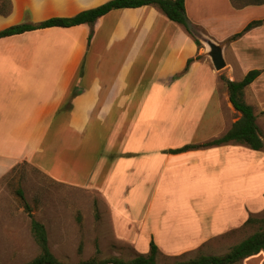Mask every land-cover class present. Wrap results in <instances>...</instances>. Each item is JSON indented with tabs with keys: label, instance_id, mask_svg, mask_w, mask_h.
I'll use <instances>...</instances> for the list:
<instances>
[{
	"label": "crops",
	"instance_id": "obj_1",
	"mask_svg": "<svg viewBox=\"0 0 264 264\" xmlns=\"http://www.w3.org/2000/svg\"><path fill=\"white\" fill-rule=\"evenodd\" d=\"M11 1L12 13L0 15V31L18 22L73 17L111 0ZM192 2L186 0V12L195 32L226 44L228 66L224 74L215 71L204 46L199 48L183 26L153 7L113 11L94 26L54 28L0 40V181L19 162L27 161L60 185L91 189L110 212L119 208L128 212L130 207L135 210L144 203L155 206L159 195L187 188L217 196L218 205L238 206L232 220L220 222L211 214L200 216L183 237L170 236L162 228L163 223L158 232H151L155 223H150L147 238L135 241L130 226L135 215L129 214V219L112 217L121 241L134 244L154 240L159 250L169 255L179 253L180 248L225 238L251 216L261 214L264 150L253 151L231 143L169 153L225 135L241 115L231 104L221 78L239 82L251 71H260L261 75L246 89L245 99L254 108L264 139V4L241 6L224 0V13L201 16L197 15L201 4L192 7ZM115 15H135V25L130 26L135 28L132 51L144 54L160 49L162 37L171 40V60L154 79L162 90L135 91V75L148 73L149 61L142 65L135 58L128 60L117 70L125 74L109 76L99 74L95 60L73 61L86 35L94 30L93 45L97 44L106 21ZM27 17L31 21L22 20ZM252 22L261 25L233 39ZM117 27L114 36L122 31ZM103 46L107 49L109 45ZM141 65L144 71H139ZM179 130H195L197 140H188ZM99 143L106 147L94 159L92 150ZM45 147L53 154L51 168L46 170L42 167ZM87 179L92 180L90 187L81 182ZM117 194L122 197L118 201L121 206L116 203ZM162 242L169 250L161 249ZM254 257L238 264H254Z\"/></svg>",
	"mask_w": 264,
	"mask_h": 264
},
{
	"label": "rangeland",
	"instance_id": "obj_2",
	"mask_svg": "<svg viewBox=\"0 0 264 264\" xmlns=\"http://www.w3.org/2000/svg\"><path fill=\"white\" fill-rule=\"evenodd\" d=\"M201 1V3L200 0H193L192 2V7L201 4L197 10V15L209 16L216 12L224 13L227 10L224 0ZM18 20L21 21V18H18ZM22 20L31 21L29 17ZM21 23L23 22L17 24ZM132 24L135 25V15L125 17L115 15L108 19L98 37L97 44L93 45L96 33L92 30L79 43L72 59L73 61L95 60L96 65L100 68L99 74L105 76L125 74L118 73L117 70L128 60L135 58L134 60L138 63L141 62L142 65L147 64L145 61H149L148 73H145L141 65L139 71L144 72H138L135 75V91L162 90L160 84L155 82L154 79H156L160 69H163V65H167L171 60L172 52L169 51L171 40L162 37L163 42L160 49H152L143 52L144 54H139V52L132 51L135 39V28L131 29L130 27ZM116 27H122V31L117 34L118 37L114 36V28ZM104 43L109 45L107 49L103 46ZM111 44L113 46L110 48ZM201 46L206 49L205 45ZM116 47H120L121 50H117ZM226 69L227 67L219 74H224ZM140 83L141 86L138 87ZM222 83L226 89L227 87L223 81ZM163 85L165 84L163 83ZM156 123L159 124L160 122L156 120ZM195 130L179 131L184 132L188 140L195 141L198 135L193 136ZM173 136H175V133ZM105 147V144L102 146L100 143L94 146L92 151L96 157L93 158L95 159L98 155H101ZM48 148H44L45 154L43 155L42 167L45 170L50 169L51 163H53V154ZM90 160H92L91 157ZM6 176L0 181V264H27L40 254V248L31 232V219L17 196L16 191L18 189L24 191L34 218L46 226L51 251L61 261L72 264L93 258L109 259L114 256L129 261L139 255L149 254V242H135L133 244L121 241L122 238L116 235L115 227L112 226L113 218L125 217L129 219L131 217L129 214L135 215V221L133 220L135 225L131 219L128 221H131L130 226L133 227L132 234L135 235V241L138 238L140 240L147 238L146 231L152 227L150 223H155L153 225L155 229L151 232H158L163 223L162 228L167 230L170 236L183 237L192 231L189 232L188 229L193 227L196 219L200 216L202 218L204 215H213V217L218 218L215 220L224 222L232 220L234 209L238 207L228 206L227 204L218 205L216 203L217 196L203 194L193 188H187L183 190L185 192L181 191L165 196L159 195L155 206H147L144 203L141 206H135V210L130 207L128 212H124L121 208L110 212L103 204L101 197L91 189L60 185L27 161L19 162ZM91 181L87 179L81 182L90 187ZM131 182L132 177H129L128 183L131 184ZM115 198L116 203L119 204L118 201L122 197L117 194ZM119 206H121V203ZM251 217L264 219V211ZM183 221L192 222L184 223ZM259 229V224H245L232 230L225 238L207 242L203 245H193L183 250L180 248V252L175 255H169L161 250L157 258V264H175L191 260L200 255H225ZM136 236L139 237L136 238ZM164 244L166 243L159 244L161 249L167 248L169 250L168 246ZM251 261L254 264H264V252Z\"/></svg>",
	"mask_w": 264,
	"mask_h": 264
},
{
	"label": "trees",
	"instance_id": "obj_3",
	"mask_svg": "<svg viewBox=\"0 0 264 264\" xmlns=\"http://www.w3.org/2000/svg\"><path fill=\"white\" fill-rule=\"evenodd\" d=\"M232 1L233 3L240 4L241 6H260L264 4V0ZM144 7L157 8L170 21L183 26L187 33L194 38L199 48L201 47V43L195 37L194 27L187 16L186 0H111L97 8L82 11L73 17H56L39 23L23 22L21 24L11 26L0 31V40L54 28L72 29L81 26H94L100 19L104 18L113 11L124 9H140ZM12 11L13 3L11 0H0V15L9 16ZM260 25L261 22L250 23L241 33L234 36L233 39L235 40L242 37L244 34ZM197 59H200V57ZM192 62L193 59L189 60L188 67ZM260 75V71H251L242 81L239 82H233L226 79L225 77H222L221 79L229 92L230 102L236 112L241 115L240 119L225 135L221 136L220 138L200 145H187L177 150H171L169 153L182 154L192 150L220 147L231 143L246 146L253 151H263L264 142L262 140V132L257 124V117L255 115L254 108L249 105L245 99L246 89L252 85L258 79V77H260ZM16 193L20 198L25 211L28 213L31 219V232L36 244L40 248V254L27 264H72L63 262L54 255L49 246V238L46 226L34 218L32 209L26 201L24 191L22 189H18ZM246 224H259L260 229L251 237L233 247L225 255H200L191 260L177 262L175 264H238L246 259L259 255L260 253L264 252V219H256L251 217ZM159 253L160 250L158 245L154 240H152L148 255H139L129 261L114 256L112 258L102 260L93 258L75 264H157V257L159 256Z\"/></svg>",
	"mask_w": 264,
	"mask_h": 264
},
{
	"label": "water",
	"instance_id": "obj_4",
	"mask_svg": "<svg viewBox=\"0 0 264 264\" xmlns=\"http://www.w3.org/2000/svg\"><path fill=\"white\" fill-rule=\"evenodd\" d=\"M195 37L206 46V56L210 59L215 71H223L228 66L225 57L226 44H219L200 32H195ZM262 140L264 142L263 137Z\"/></svg>",
	"mask_w": 264,
	"mask_h": 264
}]
</instances>
